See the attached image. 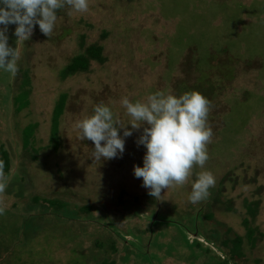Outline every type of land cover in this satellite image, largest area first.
<instances>
[{
	"label": "rangeland",
	"instance_id": "374dc122",
	"mask_svg": "<svg viewBox=\"0 0 264 264\" xmlns=\"http://www.w3.org/2000/svg\"><path fill=\"white\" fill-rule=\"evenodd\" d=\"M88 5L86 13L59 9L51 38L36 25L17 45L15 77L0 69V149L10 177L0 195V264H264V0ZM15 27L7 32L11 47ZM92 42L105 60L61 78ZM184 87L211 101L213 131L208 161L185 185L155 199L135 178L133 166H143L146 152L136 144L143 126L125 138L121 158L91 159L94 144L79 138L76 123L98 103L127 123L123 97L135 102ZM24 89L27 103L16 109ZM61 95L53 148L51 115ZM204 170L215 185L191 203L192 183ZM255 200L250 217L245 205Z\"/></svg>",
	"mask_w": 264,
	"mask_h": 264
},
{
	"label": "clouds",
	"instance_id": "9594fccd",
	"mask_svg": "<svg viewBox=\"0 0 264 264\" xmlns=\"http://www.w3.org/2000/svg\"><path fill=\"white\" fill-rule=\"evenodd\" d=\"M65 6L79 13H86L89 8L88 0H0V69L15 77L20 60L17 45L31 38L36 25L51 38L57 11ZM9 25H16V47L8 44ZM121 104L131 117L127 123L114 118L112 110L103 101L94 107L92 115L76 123L79 138L94 144L91 156L94 162H100L102 158H121L125 138L143 126L136 140L138 147L146 148L143 166L134 165L133 171L135 178H142V187L150 196L159 199L162 190L185 185L193 176L194 167L204 168L209 159L207 146L212 141L213 131L208 122L211 101L200 92L186 91L177 96L157 91L135 102L123 97ZM4 167V161L0 160V195L6 192L10 183ZM214 185L215 177L211 171L196 173L189 201L198 203L206 199ZM4 211L5 208L0 207V215Z\"/></svg>",
	"mask_w": 264,
	"mask_h": 264
},
{
	"label": "trees",
	"instance_id": "16d2710c",
	"mask_svg": "<svg viewBox=\"0 0 264 264\" xmlns=\"http://www.w3.org/2000/svg\"><path fill=\"white\" fill-rule=\"evenodd\" d=\"M101 50H102L101 45H99L96 42H92V43L86 45L83 48L81 53H77L69 59L68 63L61 70V74H60L61 78H64L66 75L74 74L77 72L87 71L91 61H98V62L104 61L105 57L102 56ZM21 75H22V78H21L22 84L24 86H26L28 84L27 72L25 70H23L21 72ZM184 88H185L184 90H181V89H180L181 91L178 90L176 95L179 96L186 91H192V90H189L188 87H184ZM27 92H28V90L24 89L21 91V93H18L15 96L16 109H20L21 105H26V103H27V99H26ZM62 105H63V97L61 95L60 98L55 102L53 109H52V115H51L52 121H51L50 139L52 140V147L53 148H56V146L58 145L56 142V131H55L56 130V119H57V116L62 111ZM34 125H35L34 123H31L23 129V133H24L23 144L24 145H26L27 137L33 131ZM0 153H1V158L3 159L4 164L6 166V163H7L6 152L4 149H0ZM45 200H46V202L51 203V204L56 202V201H53L51 199H45ZM257 203H258L257 200L246 203L245 210H246V213L250 217H253L255 215L256 209H257ZM87 208H88L87 206L84 207V209H87ZM244 221H246V220H244ZM240 240H241V238L237 237V243L234 244V246H233L234 250H236L239 247Z\"/></svg>",
	"mask_w": 264,
	"mask_h": 264
}]
</instances>
